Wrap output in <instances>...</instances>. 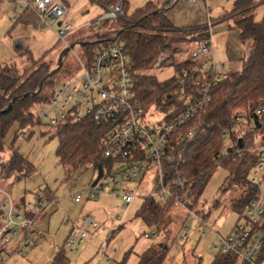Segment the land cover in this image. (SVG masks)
Masks as SVG:
<instances>
[{
    "label": "rangeland",
    "instance_id": "1",
    "mask_svg": "<svg viewBox=\"0 0 264 264\" xmlns=\"http://www.w3.org/2000/svg\"><path fill=\"white\" fill-rule=\"evenodd\" d=\"M126 1V18L138 8L152 3L156 8L167 9L166 16L180 36L191 37L205 30L207 15L200 0L195 3L188 0ZM233 1L209 0L207 6L208 16L213 23L211 43L215 61L225 63L232 72H237L241 70L248 46L239 43L238 31L233 28L238 18L226 17L232 9ZM254 1L257 3L253 10L254 21L259 22L264 13V4H260L261 0ZM66 2L68 13L58 21L50 20L52 29L15 25L13 10L9 7L0 8V66L15 64L22 71L29 67L27 53H30L34 60L43 58V62L48 63L50 69L57 73L60 82L78 75L80 62L85 61L80 43L90 40L91 34L100 35L117 30L120 20L106 22L102 29L96 30L90 26V22L103 14V9L98 4L93 0ZM66 24L70 27V33L61 39L56 32L64 29ZM181 47L184 49L183 53H177L173 60H168L160 68L153 65L146 74L154 76L159 82L173 77L176 72L172 61H188V52L196 47V43L189 41ZM64 70L68 73H61ZM159 117L158 111L150 110V120L157 121ZM40 122V125L33 127L25 136H17L13 144V148L34 166V174L20 181L0 179V189L9 192L14 201L24 198L25 202L33 203L34 194L45 188L54 193L53 202L47 204L44 200L41 203L42 206L46 204L45 214L33 224L38 235L33 237L29 251L25 250L23 257L18 259L21 263L27 261L30 264H51L53 256L63 245L68 229L80 220L84 200L87 198L86 192L96 179L98 170L90 166L75 171L62 167L55 154L58 138L51 128L54 126L41 120ZM15 130L16 126L7 135L6 147L14 139ZM230 136L231 132L227 130L224 138L225 149L229 146ZM9 153L6 148L3 157L7 158ZM227 175L226 169L218 166L196 204L195 209L209 213L207 227H198L190 214L173 205L166 212L167 225H161L158 231L135 217V211L140 208L143 197L152 194L154 173L151 170L140 182L127 184V189L137 195L127 208L121 199L110 193V188H106L91 199L92 216L96 225L94 224L91 234L76 251L67 253L69 264H119L129 251L125 264H135L137 256L149 246L162 243L169 247L164 264H196L198 259L200 264H210L215 256L210 247L217 242L214 232L222 236L228 235L238 218V213L230 208V202L240 195V191L231 187L224 193L220 192ZM76 194L81 195L83 202L71 204V198ZM118 220H121L120 224ZM122 223L123 228L117 231ZM182 226L190 228L186 239L178 236Z\"/></svg>",
    "mask_w": 264,
    "mask_h": 264
},
{
    "label": "built area",
    "instance_id": "2",
    "mask_svg": "<svg viewBox=\"0 0 264 264\" xmlns=\"http://www.w3.org/2000/svg\"><path fill=\"white\" fill-rule=\"evenodd\" d=\"M6 3L11 0H5ZM18 8L13 20L26 10L36 17L39 27L52 29L49 21H58L68 13L67 4L56 0H14ZM103 9L90 26L99 30L105 22L126 20L123 4L105 3L93 0ZM195 3L198 0H188ZM206 9L207 22L204 26L208 38L196 41V47L188 52L192 66L182 69L176 74L175 97L177 102L188 103L186 108L178 112L173 119L167 121L166 115L159 112L157 121L150 120V110H145L136 97L134 79L129 56L124 44L113 41L97 49L89 63L80 62V73L60 82L46 103L33 109L34 115L49 126H57L65 122H78L83 118L91 119L101 130L99 148L104 159L112 162L109 169L101 165L102 176L96 184H90L86 192L90 200L110 188V193L121 199L125 207L137 197L127 189V184L140 182L148 171H153L154 182L151 198L157 205L172 203L190 214L198 227H207V223L191 208L193 184L190 183L181 166L185 164L183 153L186 145L195 137L204 135L200 118L211 100L210 91L214 85L222 81L232 71L225 63H217L211 43L213 23L208 16L209 0H200ZM61 25V23H60ZM56 35L63 39L70 33L68 24ZM168 55L161 54L154 65L162 67ZM156 112V110H155ZM256 123L247 121L243 111H237L230 128L231 135L241 140L246 131L259 129L254 147L237 149L258 155L259 160L249 171V183L256 188L257 197L251 200L238 214V218L228 235L222 236L214 232L216 244L210 247L215 254H232L248 264H256L258 253L264 243V104L260 100L253 109ZM193 121L188 126L189 122ZM227 130H222L225 138ZM176 135L175 145L182 147L176 150L177 168L170 165V152L174 150L172 138ZM231 137V136H230ZM231 143V138H230ZM229 143V146L230 145ZM216 164V162H215ZM97 167V166H96ZM170 172V170H172ZM170 173V174H169ZM93 183V182H92ZM0 264L6 259L1 252L17 239L15 254L23 255V250L32 242L29 236L35 216L41 210L40 198L26 202L22 210L14 209L8 194L0 189ZM82 201L80 194L73 195L71 204ZM31 214L33 218H28ZM96 223L91 214H83L79 222L68 235L64 249L67 253L76 251L89 237L91 226ZM198 230L200 228H197ZM190 228L183 226L178 236L186 239Z\"/></svg>",
    "mask_w": 264,
    "mask_h": 264
},
{
    "label": "trees",
    "instance_id": "3",
    "mask_svg": "<svg viewBox=\"0 0 264 264\" xmlns=\"http://www.w3.org/2000/svg\"><path fill=\"white\" fill-rule=\"evenodd\" d=\"M101 1L113 4L119 0ZM260 4H264V0H261ZM256 6L254 0H234L232 9L226 16L238 18L233 28L238 31L239 43L247 45L248 50L242 59L241 70L231 72L211 89V100L201 117L196 119L202 123L207 132L188 143L183 153L185 164L180 170L193 184L191 208L205 221L209 213L199 211L195 207L218 166H223L228 173L220 192L224 193L231 187H236L240 191V195L231 200V209L239 214L251 200L257 197V190L249 183L248 174L257 164L259 157L253 152L241 150L236 153L235 151L239 148L254 147L260 128L254 131L246 130L241 135V147H238L237 138L231 135V146L225 149V139L221 136L222 130L230 128L237 111H243L249 123L251 119L256 123L253 109L260 100L264 104V13L261 21L255 22L253 10ZM126 8L127 1L123 4L125 14ZM166 11L164 7L156 8L152 3H147L135 10L126 20H120L117 30L100 35L91 34L90 40L81 42L80 47L85 62L89 63L95 51L101 46L113 41L122 42L129 56L137 99L145 110L155 109L165 114V119L169 121L188 105L183 101H176V74L182 69L191 67L192 63L172 61L176 74L162 82L146 74V71L154 65L161 54L168 55L167 61L173 60L177 53L184 52L181 47L184 43L205 40L208 35L204 30L191 37L180 36L167 18ZM14 24L37 27V19L26 9ZM42 59L34 60L31 54L27 53L29 67L22 71H19L15 64L0 66V179L2 180L20 181L35 172L34 166L13 148V144L17 136H25L33 127L41 124L34 115L33 108L46 103L60 82L57 73L53 72L50 65ZM61 73L67 74L68 71L64 70ZM192 123L193 121L189 122L188 126ZM14 126H16L14 139L6 147V137ZM51 128L58 138L55 154L62 167L70 171L86 166L96 168L102 165L107 169L111 167L112 162L102 157L99 148L101 130L91 119L83 118L75 123L65 122ZM175 136L172 138L174 150L169 155L172 158L170 165L174 169L177 168L178 163L175 158L176 150L182 147L181 144H174ZM6 148L10 153L4 158L3 153ZM227 149H230V152H227ZM34 197L35 201L41 198L49 202L54 198V193L45 188L35 193ZM13 206L16 210H22L24 198L18 203L13 202ZM171 206L172 203L159 206L151 198H145L135 217L141 219L146 226L159 230L161 225H167L166 212ZM26 216L33 218L31 214ZM168 251L167 244L151 245L138 256L136 264H164ZM129 254L130 251L124 255L119 264H125ZM52 264H68L63 249L55 254ZM196 264H200V259ZM210 264L248 263L232 254L217 253ZM256 264H264V243L258 253Z\"/></svg>",
    "mask_w": 264,
    "mask_h": 264
},
{
    "label": "crops",
    "instance_id": "4",
    "mask_svg": "<svg viewBox=\"0 0 264 264\" xmlns=\"http://www.w3.org/2000/svg\"><path fill=\"white\" fill-rule=\"evenodd\" d=\"M56 1H63V2H65L66 4H67V2H66V0H56ZM16 1H14V0H11L9 3L7 2L6 3V1L5 0H0V8H4V7H9V8H11L12 10H13V13H12V16L14 15V13L16 12V10H17V8H18V3H15ZM234 2V1H233ZM30 11V10H29ZM31 12V11H30ZM13 22H15L14 20H13ZM26 27V26H25ZM37 27H39V25H38V23H37ZM36 27V28H37ZM40 28H42V27H40ZM6 192V191H5ZM7 194H8V196L10 197V199H11V201H12V203L13 202H15V203H18V201H14L12 198H11V195L9 194V192H6ZM0 199H1V196H0ZM55 200V197L51 200V201H45L47 204L48 203H51V202H53ZM44 202V201H43ZM83 202V200L80 202V203H82ZM25 201H24V205H25ZM79 203V204H80ZM143 203V202H142ZM142 205V204H141ZM41 208V210H40V212L35 216V218H34V222H33V224H35V222L37 221V219L38 218H40L41 216H44V214H45V209H46V204H45V206H41L40 207ZM127 208V207H126ZM125 208V209H126ZM92 209H93V206H92V202H91V199L90 200H88L87 198L84 200V204H83V213L81 214V215H83V214H91V215H93V212H92ZM139 209V208H138ZM137 209V210H138ZM136 210V211H137ZM85 211V212H84ZM136 211H135V213H136ZM77 222H79V221H76V223L70 228V229H68V232L66 233V236H65V239H64V241H63V245H62V247L61 248H59V250H61V249H63V251H65V249H64V245H65V241H66V239H67V237H68V235L70 234V232H71V230L74 228V226L77 224ZM120 222H121V220H118V223L120 224ZM124 223V222H123ZM123 223L121 224V226H119L118 228V230H120L121 228H123L122 227V225H123ZM95 225H96V223H95ZM94 227V225H92L91 226V229H90V234H91V232H92V228ZM154 230H156L155 228H154ZM156 231H158V230H156ZM36 235H38L37 234V231L33 228V225H32V228H31V230H30V233H29V236H30V239H31V242H32V240H33V237L35 238L36 237ZM145 236H150L149 234H145ZM16 244H17V239H14L13 240V242L10 244V245H8L4 250H3V252H1V255L2 256H4L5 257V259H6V262H5V264H30L29 262H25V263H21V262H19L18 261V259L19 258H21V257H23V255H24V251L26 250H28L29 251V248H31V246H32V244H33V242H32V244L28 247V248H26V249H24L23 250V255L22 256H18L17 254H15V248H16ZM58 250V251H59ZM65 255H66V257H67V259H68V264H69V257H68V254H67V252L65 251ZM140 255V254H139ZM138 255V256H139ZM55 256V255H54ZM54 256H53V258H54ZM138 256H137V260H138ZM53 258H52V262H53ZM137 260H136V262H135V264L137 263ZM52 262H51V264H52ZM84 264H86V263H84Z\"/></svg>",
    "mask_w": 264,
    "mask_h": 264
},
{
    "label": "water",
    "instance_id": "5",
    "mask_svg": "<svg viewBox=\"0 0 264 264\" xmlns=\"http://www.w3.org/2000/svg\"><path fill=\"white\" fill-rule=\"evenodd\" d=\"M60 25V23H58ZM238 147H241V140H238ZM227 152H230V149H227ZM98 173L96 176V179L93 181L92 185L96 184V182L101 178L102 176V168L101 165H98L97 167Z\"/></svg>",
    "mask_w": 264,
    "mask_h": 264
}]
</instances>
